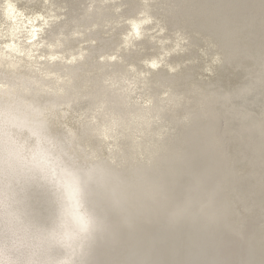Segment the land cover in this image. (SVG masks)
Returning a JSON list of instances; mask_svg holds the SVG:
<instances>
[{
    "label": "bare ground",
    "instance_id": "bare-ground-1",
    "mask_svg": "<svg viewBox=\"0 0 264 264\" xmlns=\"http://www.w3.org/2000/svg\"><path fill=\"white\" fill-rule=\"evenodd\" d=\"M6 2L0 246L25 264H264V0H10L31 24Z\"/></svg>",
    "mask_w": 264,
    "mask_h": 264
},
{
    "label": "snow or ice",
    "instance_id": "snow-or-ice-1",
    "mask_svg": "<svg viewBox=\"0 0 264 264\" xmlns=\"http://www.w3.org/2000/svg\"><path fill=\"white\" fill-rule=\"evenodd\" d=\"M5 17L7 19H10L13 21V23H16L17 20H28V23L31 24L33 22V19L31 17L26 16V14L22 10H18V6L10 2V0H7L6 2V11H5ZM35 19H42L40 15H37ZM145 23H151L150 20L144 21ZM133 27L136 30V35L139 36V24H134ZM37 32V29H32V35L35 36V33ZM151 67L153 69L157 68L158 65L153 61L151 63ZM94 175L97 173H93ZM69 182L72 181H78L80 179V174H78L77 171H69L66 174L65 177ZM90 230V222L86 219H82L78 224L77 229V235H82L87 233ZM53 239H55V234H53Z\"/></svg>",
    "mask_w": 264,
    "mask_h": 264
},
{
    "label": "rangeland",
    "instance_id": "rangeland-1",
    "mask_svg": "<svg viewBox=\"0 0 264 264\" xmlns=\"http://www.w3.org/2000/svg\"><path fill=\"white\" fill-rule=\"evenodd\" d=\"M26 247L20 242L9 238L0 246V264H25Z\"/></svg>",
    "mask_w": 264,
    "mask_h": 264
},
{
    "label": "water",
    "instance_id": "water-1",
    "mask_svg": "<svg viewBox=\"0 0 264 264\" xmlns=\"http://www.w3.org/2000/svg\"><path fill=\"white\" fill-rule=\"evenodd\" d=\"M0 129H2V128L0 127ZM2 131L5 132L4 130H2ZM75 191H76V193L78 195L79 200L81 199L80 206L83 207V208H86L87 207V201L84 199V194H85V187H84V185H81V183L78 184ZM85 214L87 215L86 220H88L90 222V227H91L94 224L95 219L93 217H91L88 212L87 213L85 212ZM98 237H99L98 234H96L95 232L93 234L91 232L90 233L88 232V234H86L83 237V239H82V242L84 243V245H83L84 248H83V251L82 252L85 253L86 252V247L89 244H92V242H94L96 239H98Z\"/></svg>",
    "mask_w": 264,
    "mask_h": 264
}]
</instances>
